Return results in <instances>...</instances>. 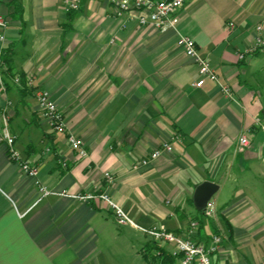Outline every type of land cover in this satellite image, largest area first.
I'll return each mask as SVG.
<instances>
[{"label":"crops","instance_id":"crops-1","mask_svg":"<svg viewBox=\"0 0 264 264\" xmlns=\"http://www.w3.org/2000/svg\"><path fill=\"white\" fill-rule=\"evenodd\" d=\"M0 16L9 22L0 137L7 118L16 148L39 167L37 178L23 174L0 138V264H166L175 245L149 230L188 237L192 221L196 242L221 237L214 264L264 263V50L239 58L264 38V0H188L166 32L103 0L77 11L66 0H0ZM180 35L195 40L234 100L213 81L194 86L199 66ZM39 92L83 140L86 159L42 119ZM167 141L173 152L138 167ZM37 179L53 194L43 197ZM205 181L220 187L213 219L194 204ZM91 192L108 194L130 222L119 224L106 201L76 198Z\"/></svg>","mask_w":264,"mask_h":264},{"label":"built area","instance_id":"built-area-1","mask_svg":"<svg viewBox=\"0 0 264 264\" xmlns=\"http://www.w3.org/2000/svg\"><path fill=\"white\" fill-rule=\"evenodd\" d=\"M83 0H66V5L69 11L79 10ZM106 3L112 5L117 15L127 14L128 17L135 19L139 25L152 26L155 29L166 32L170 29H175L178 23V15L185 7L188 0H103ZM234 23H230L231 27H234ZM9 22L4 17L0 16V86L3 90L6 89L5 84V72L6 65L3 61L4 58V44L7 40L6 31L8 29ZM257 31L261 34L264 32V26L262 24L257 26ZM179 44L183 48L185 54L192 59L199 66L200 78L194 86L201 88L207 80L213 81L219 85L221 92L228 98L234 100V95L231 88L222 83L219 76L211 66L208 59L202 57L199 54L197 44L194 39L180 35ZM264 50V38L260 37L257 41L239 55L241 60L246 59L249 55ZM12 81L15 84H21V78L14 76ZM27 85L33 86L32 79H28ZM40 115L50 127V130L55 134L67 135V141L72 151L77 153L80 159H86L88 152L85 149L83 140L69 132L65 116L59 109L57 104L51 100L47 94L39 92L37 94ZM261 122L258 120V124ZM1 141L6 143L8 158L11 162L17 163L20 166L23 174L37 178L39 174V167L31 164L16 148V136L12 134L7 118L4 119V128L1 134ZM251 146V140L247 135H243L239 140V148L245 150ZM173 144L170 141L164 142L159 148L154 150L151 155L141 161L138 167L148 166L153 161L160 158L163 154L173 152ZM47 152H50L47 149ZM67 166L66 163L63 164ZM105 179L109 184H113L116 181V177L111 173H105ZM39 190L42 196L53 194L52 191L40 184ZM62 196H67L66 192L61 193ZM76 198L83 202H89L92 200H103L110 204L114 209V215L117 222L121 225L128 224L130 222L127 214L119 208L110 198L108 194L97 195L96 193H86L76 196ZM215 203L210 201L207 207L203 211L205 217L213 219L216 217ZM198 221H192L188 237H183L177 233L169 232L166 229L152 228L149 230V234L154 238L156 242L168 243L175 245L173 255L175 256V264H214L212 261V255L219 249L221 245V237L215 236L212 238L209 245H205L196 242L193 238L194 233L198 229ZM264 264V263H263Z\"/></svg>","mask_w":264,"mask_h":264},{"label":"water","instance_id":"water-1","mask_svg":"<svg viewBox=\"0 0 264 264\" xmlns=\"http://www.w3.org/2000/svg\"><path fill=\"white\" fill-rule=\"evenodd\" d=\"M219 188V185L211 181H205L196 188L194 204L199 212L205 210L208 202L219 191Z\"/></svg>","mask_w":264,"mask_h":264},{"label":"trees","instance_id":"trees-1","mask_svg":"<svg viewBox=\"0 0 264 264\" xmlns=\"http://www.w3.org/2000/svg\"><path fill=\"white\" fill-rule=\"evenodd\" d=\"M7 71H9V70H7ZM201 213H203V211L201 212ZM158 246V244L156 243L152 248H151V250L152 251H154V249H155V247H157ZM158 248V247H157ZM158 250V252H160V250L159 249H157ZM162 254H164V253H162V252H160V254L159 255H157V256H162ZM156 256V257H157ZM176 258L175 257H172V259L171 260H169V258H165L164 259V263H166V264H175L176 263Z\"/></svg>","mask_w":264,"mask_h":264}]
</instances>
